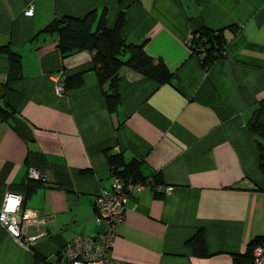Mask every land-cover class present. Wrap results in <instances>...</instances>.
<instances>
[{
    "label": "crops",
    "instance_id": "crops-1",
    "mask_svg": "<svg viewBox=\"0 0 264 264\" xmlns=\"http://www.w3.org/2000/svg\"><path fill=\"white\" fill-rule=\"evenodd\" d=\"M28 6L31 16L23 14ZM91 10L95 20L104 10L107 28L122 11L120 37L161 60L168 82L121 66L119 101L107 111L92 52L62 58L56 34L42 30ZM198 26L224 37L221 56L206 67L189 47ZM0 45L20 56V76L7 79L0 54V105L10 112L0 116V207L11 192L21 208L46 217L25 226L28 241L0 226V264H57L65 242L103 229L93 198L115 177L110 153L141 162L142 176L158 174L160 191L171 186L127 194L113 259L232 264L264 233V138L249 127L264 104V0H0ZM78 72L79 88L54 93L55 81ZM28 165L45 181L25 193ZM197 231L204 255L188 243Z\"/></svg>",
    "mask_w": 264,
    "mask_h": 264
},
{
    "label": "trees",
    "instance_id": "trees-1",
    "mask_svg": "<svg viewBox=\"0 0 264 264\" xmlns=\"http://www.w3.org/2000/svg\"><path fill=\"white\" fill-rule=\"evenodd\" d=\"M104 10L95 20L94 12L88 11L83 16H61L46 24L42 30L55 33L57 36V49L60 57L79 51L88 50L92 52L91 68L94 70L99 85L107 84L102 91L103 102L107 111H113L119 101L118 93V70L121 66H127L141 73L157 83L168 82L170 72L159 59L153 60L147 55L141 44L125 42L119 35V29L124 21V14L119 11L113 27L107 28L103 21ZM224 37L222 29L211 30L203 26H198L191 32L189 47L191 52L200 58L203 67L208 66L212 61L221 56ZM0 54H4L7 59V79L19 77L20 56L11 50L7 45H0ZM64 92L79 88L83 79L81 72L65 77L63 80ZM261 104L254 111L250 130L253 134H258L264 138V113ZM10 112L3 105H0V116L5 119ZM259 148H261L259 146ZM111 174L116 177L130 178L133 181L144 183L147 178L151 179L152 185L161 183L158 174L142 176L141 162L132 158L123 162L120 153H110L106 155ZM258 166H263V156L259 152ZM25 193L34 185L41 184V181L27 180ZM151 187V186H150ZM28 193V192H27ZM159 194V193H156ZM196 254L204 255V243L202 232L197 231L188 240ZM264 243V233L254 237L245 247L243 254L235 256L232 264H252L250 250L252 246Z\"/></svg>",
    "mask_w": 264,
    "mask_h": 264
},
{
    "label": "built area",
    "instance_id": "built-area-1",
    "mask_svg": "<svg viewBox=\"0 0 264 264\" xmlns=\"http://www.w3.org/2000/svg\"><path fill=\"white\" fill-rule=\"evenodd\" d=\"M33 12L31 6H28L23 14ZM53 91L57 95L64 93L63 82L55 81ZM26 177L28 179L45 181V177L39 168L28 165L26 168ZM151 185L155 192L168 193L171 186L166 185L160 191L159 185H152L150 178L144 183L133 181L130 178L114 177L110 186L99 190L93 198V209L95 220L103 223L104 227L93 235H78L64 243L60 251V258L57 264H130L124 261H118L110 256V250L113 245V239L117 234V227L121 223L125 211V201L127 194L133 190H140L145 185ZM17 201L13 210H8L9 201ZM21 196L7 192L2 200L0 207V226L5 228L13 237L23 238L28 241L29 236H25V226L28 224L39 226L45 222V216L40 215L35 210L23 209L20 207ZM252 264H264V243H258L252 246L250 250Z\"/></svg>",
    "mask_w": 264,
    "mask_h": 264
},
{
    "label": "clouds",
    "instance_id": "clouds-1",
    "mask_svg": "<svg viewBox=\"0 0 264 264\" xmlns=\"http://www.w3.org/2000/svg\"><path fill=\"white\" fill-rule=\"evenodd\" d=\"M28 15H31V12H29ZM13 202H14V203H13ZM16 203H17V201H14V200L9 201V205H10V207H9L8 210H13V208H12L11 206H14ZM0 219H2V218H0Z\"/></svg>",
    "mask_w": 264,
    "mask_h": 264
},
{
    "label": "water",
    "instance_id": "water-1",
    "mask_svg": "<svg viewBox=\"0 0 264 264\" xmlns=\"http://www.w3.org/2000/svg\"><path fill=\"white\" fill-rule=\"evenodd\" d=\"M263 113H264V106H263Z\"/></svg>",
    "mask_w": 264,
    "mask_h": 264
},
{
    "label": "snow or ice",
    "instance_id": "snow-or-ice-1",
    "mask_svg": "<svg viewBox=\"0 0 264 264\" xmlns=\"http://www.w3.org/2000/svg\"><path fill=\"white\" fill-rule=\"evenodd\" d=\"M14 203V202H13Z\"/></svg>",
    "mask_w": 264,
    "mask_h": 264
}]
</instances>
